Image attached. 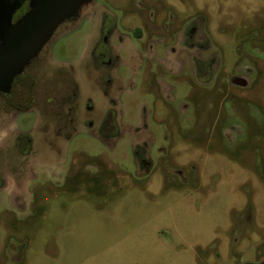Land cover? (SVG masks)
Returning <instances> with one entry per match:
<instances>
[{"label":"rangeland","instance_id":"rangeland-1","mask_svg":"<svg viewBox=\"0 0 264 264\" xmlns=\"http://www.w3.org/2000/svg\"><path fill=\"white\" fill-rule=\"evenodd\" d=\"M103 15L122 60L110 95L120 126L109 140L83 123L89 98L94 116L109 106L87 70ZM44 57L76 69L75 130L47 126L48 93L69 89L59 76L53 85ZM195 59L210 62L207 78ZM30 65L47 125L35 109L8 118L4 107L0 117V264L264 260V0H90ZM26 132L35 154L23 156L15 140ZM137 146L150 168L135 165Z\"/></svg>","mask_w":264,"mask_h":264},{"label":"flooded vegetation","instance_id":"flooded-vegetation-1","mask_svg":"<svg viewBox=\"0 0 264 264\" xmlns=\"http://www.w3.org/2000/svg\"><path fill=\"white\" fill-rule=\"evenodd\" d=\"M5 3L9 8V10H11L12 12V22H16L31 7V3L29 0H5ZM78 16L79 13L76 17L72 19H75ZM108 18H109L108 16L103 15L101 19L98 38H96L93 47L90 50V56H89L90 60L89 62H87V70L90 79H92V83L96 87H98L100 91L103 93V95L108 99L109 106L105 112L101 114L98 113V115L94 116L93 114L95 112V104L92 98H89L87 100V112L83 121V123L87 125L89 129L95 128L94 130H96V133L102 139L104 138L106 140L112 139V137L117 136L118 126H120V123L117 121L119 112L118 109L116 108L117 107L116 100L115 98H112L113 96L110 95H113L114 93L113 88L116 84V79H117L115 75L116 68L119 66V64L122 61L121 55L119 53V49L115 45V41L118 39V35L116 33V26L114 22L112 23V19L110 18L109 20ZM187 29H190V31L186 30L187 33L192 35V33H194L193 31L195 30L194 24L188 27ZM134 30H138L140 33L142 32L141 34L143 33L146 34L147 31L150 33V29L149 27H147V25H143V26L137 25L134 27ZM184 32L185 31L176 33L181 44L185 42L183 38ZM135 34L137 33L135 32ZM138 39L140 38L138 37ZM187 44L189 46L194 45L192 41L190 42L187 41ZM39 55L40 53L36 57H38ZM36 57H34L31 60V62L24 68L22 73H20L14 78L10 92L0 91V96L2 98L1 100H4L3 106L2 108H0V117L3 116V112L6 109L12 111V112L9 111L10 114H8L7 112L4 114V117H8V118L9 116H11L13 111L16 110L35 109L39 117L38 125L39 126L47 125L44 122H41L42 114L40 109L37 107L39 104L37 101L38 91L35 89L38 86V74L30 71L31 69H29V67L31 66L30 64L33 62V60ZM41 59L42 62L39 63V65H46V66L48 65L49 67L51 68L53 67L54 69H56L55 70L56 72H52L53 74L52 73L50 74V77H55L52 79L53 85L56 83V81L58 82L59 78L57 76H59L62 78L61 81L64 82L65 85L67 83L65 87L69 89L62 96H57L56 88H53L48 93L46 97V102L48 104H52L53 107L52 111L49 112V116H52V118H54L55 120H58V118H62V121H60L61 123H57V122L52 123V118H51V123L47 126L50 125L67 126V127L70 126L68 128V131L75 130L81 120V117L78 115V108H79L78 106H79L81 91L76 76V69L74 65H72L71 63H69L68 65H62L58 67L56 66V64H52L51 61L48 59V57H44ZM197 61H199V63L203 62L199 59H195L197 76L201 79L207 78L206 72H204L202 76L201 75L199 76V72H201L202 70L198 69V65L196 64ZM209 64L210 62H203V68L209 67ZM106 86H108L107 89ZM62 87L64 86L62 85ZM15 92L16 95H14ZM7 94L12 95V98L15 99V102H10V99L6 98ZM4 107L6 108L5 110ZM3 122L4 121H1L0 124H2ZM103 126H111V127L107 131H104ZM24 134H28V133L26 132ZM29 136L30 138H28L27 141H25L26 143L29 142L31 144L29 150L27 151L22 152L20 148H18V145L16 144V140H15V147L17 151L23 156L35 154L34 140L31 135ZM51 141H50V145H47L50 148H52L54 144L51 143ZM133 153L135 157V165L136 162L139 166L146 168L147 167L150 168L153 165V163L148 158L145 157V151H143L139 146H137L133 150ZM259 263L264 264V260L254 264H259Z\"/></svg>","mask_w":264,"mask_h":264},{"label":"water","instance_id":"water-1","mask_svg":"<svg viewBox=\"0 0 264 264\" xmlns=\"http://www.w3.org/2000/svg\"><path fill=\"white\" fill-rule=\"evenodd\" d=\"M30 9L16 22L0 0V91L10 92L14 78L36 57L58 27L76 17L90 0H29ZM246 86L243 77L233 79Z\"/></svg>","mask_w":264,"mask_h":264},{"label":"trees","instance_id":"trees-1","mask_svg":"<svg viewBox=\"0 0 264 264\" xmlns=\"http://www.w3.org/2000/svg\"><path fill=\"white\" fill-rule=\"evenodd\" d=\"M196 64L198 65V69H201V70L203 69V62L199 63V61H197ZM200 75H201V73L199 72V76ZM28 138H30V136L28 134H19L17 136L16 144L18 145V148H20V150L22 152L27 151L30 148L31 144L29 142H27V143L25 142V141H27Z\"/></svg>","mask_w":264,"mask_h":264},{"label":"crops","instance_id":"crops-1","mask_svg":"<svg viewBox=\"0 0 264 264\" xmlns=\"http://www.w3.org/2000/svg\"><path fill=\"white\" fill-rule=\"evenodd\" d=\"M2 188H6V187L2 186Z\"/></svg>","mask_w":264,"mask_h":264}]
</instances>
